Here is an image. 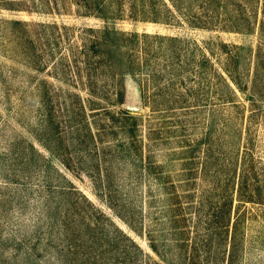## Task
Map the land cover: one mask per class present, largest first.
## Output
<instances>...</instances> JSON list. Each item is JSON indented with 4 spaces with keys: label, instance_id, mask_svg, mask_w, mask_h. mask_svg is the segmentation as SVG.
Returning a JSON list of instances; mask_svg holds the SVG:
<instances>
[{
    "label": "rangeland",
    "instance_id": "rangeland-1",
    "mask_svg": "<svg viewBox=\"0 0 264 264\" xmlns=\"http://www.w3.org/2000/svg\"><path fill=\"white\" fill-rule=\"evenodd\" d=\"M33 1L43 4L0 5L1 260L164 264L154 243L169 264L183 255L226 264L215 242L227 245L232 225L228 235L214 227L225 223L226 177L246 156L264 198L262 0H148L155 8H137V19L123 0L108 21L78 14L74 0L37 10ZM156 9L164 20L150 19ZM10 20L26 22L28 36ZM39 23H56V39L48 24L39 36ZM107 24L178 39L165 40L158 56L155 42L150 48L159 82L144 72L122 77V103L111 72L98 68L91 91L84 66L80 75L71 66L83 29ZM238 213L233 264H264V201Z\"/></svg>",
    "mask_w": 264,
    "mask_h": 264
},
{
    "label": "trees",
    "instance_id": "trees-1",
    "mask_svg": "<svg viewBox=\"0 0 264 264\" xmlns=\"http://www.w3.org/2000/svg\"><path fill=\"white\" fill-rule=\"evenodd\" d=\"M17 1L18 0H0V5L7 9H21V7H19L20 4H18ZM35 1L38 3H41L42 1L43 4L48 5V3L46 2L48 0ZM247 2L252 4V0H247ZM262 3V9L264 10V0H262ZM43 4L40 6H36L34 5L33 1L31 8H33L34 10L41 9L42 6H45ZM74 4L76 6V12L78 14L84 16H94L97 18H101L104 21H108L109 17H112L114 14L120 17L119 13L122 9V6L124 5L123 0H74ZM150 5L152 6L153 2H148V0H129V6L132 10L131 17L137 19V15L139 12L137 8H139L140 12L144 14V12H146V7H150ZM56 11L59 12L57 9ZM156 11L157 13L154 10L153 16H151L150 19L154 21L164 20V18H161L157 15L161 12V10L156 9ZM252 14H255L254 10H252ZM9 22L10 24L17 27L13 28L12 30L14 33H20L19 36H24L26 35V33H28L29 29L27 28L26 22L20 20H10ZM242 22H244V24L245 22L246 24H248V19L246 17H243ZM44 24L48 23H39L40 30L38 31L39 36L43 37V39L46 38L43 30V27H45ZM190 25L200 26L198 23L193 21H190ZM260 26L262 27V25ZM47 27H50L51 30L49 34L53 36H55L54 31L59 29V26H57L56 23L48 24ZM65 27L66 26H64V28ZM83 31L84 34H81V45L77 47V49L81 53V56L76 55V52L71 51V66L72 70H74L73 73L80 75V73L77 72V67L83 65L86 72L88 86L91 90L95 82L98 80V77L96 76V71L98 68L106 72H111V75L117 78L118 88L115 91V101H118L119 103L123 102V76L130 74L139 77V74L144 72L146 73V75L153 77L155 81H160V75H162L160 74V71H155V68L150 67V56L152 50L150 48H152V44L154 42L157 44V49L154 50V55L158 56V54L161 55V52H163V45L165 40H178L176 37L170 38L166 37L165 35L156 33L152 34L145 31H123L116 28L112 24H107L103 26V28L97 29V31L92 27L83 29ZM83 36H86L87 38H84ZM150 38L154 40H149ZM133 52H136L138 54V59L132 57ZM171 65H173L172 62ZM174 74L177 76L179 73L178 71H176L174 72ZM232 80L235 81V79L233 78ZM141 95L143 99H146L144 86H141ZM123 113H127V111L123 109ZM124 133H126V131H124ZM211 146L212 145H210V148ZM210 148L206 147L205 152L206 158L208 159H206L204 163H202V168L204 165L206 166L207 162L209 163L211 155L208 152H211ZM244 152L246 153V151ZM247 157H249V161H252V157L246 156L243 158L240 164V171L237 170L236 167L234 170H231V174L226 177L227 181L225 182L227 183V186L223 187V189L225 190V195H220V197L224 199L223 206L225 207V223L223 225H216L214 229L217 230L220 228H224L226 234L228 235V227L229 225H232V233L228 239L227 245L226 243L222 245V241H220V239L215 242V251L218 256H220V253H223L226 264H233L234 262L233 253L235 252L234 248L235 245L237 246L236 242L238 241V237L236 235L237 228L240 227L243 222L242 216L240 217V213H238L240 206L247 202L263 203L264 201L260 188L255 184V182H251V180H253L256 176L255 174H253L255 164H248L246 159ZM146 165H149V163ZM145 167L147 168V166ZM221 182L224 181L222 180L220 182H217L218 184L216 186H220ZM216 191L221 192L223 190ZM119 232L122 233V231L120 230ZM162 242L163 238H158L159 245H161ZM135 246L140 251H142V249H140L138 245ZM150 247L158 254V257L164 264L170 263L169 258L165 255V252L159 250L156 244L151 243ZM184 258V263L193 264L192 257L187 256L186 258V255H183V260ZM0 264H4V262L1 260V257Z\"/></svg>",
    "mask_w": 264,
    "mask_h": 264
},
{
    "label": "water",
    "instance_id": "water-1",
    "mask_svg": "<svg viewBox=\"0 0 264 264\" xmlns=\"http://www.w3.org/2000/svg\"><path fill=\"white\" fill-rule=\"evenodd\" d=\"M133 108V107H132ZM134 109V108H133Z\"/></svg>",
    "mask_w": 264,
    "mask_h": 264
}]
</instances>
